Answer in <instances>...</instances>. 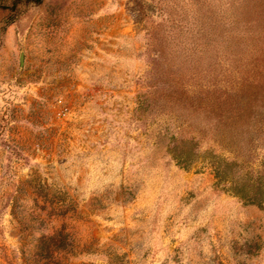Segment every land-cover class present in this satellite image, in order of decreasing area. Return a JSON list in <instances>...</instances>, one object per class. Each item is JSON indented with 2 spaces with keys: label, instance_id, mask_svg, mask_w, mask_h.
<instances>
[{
  "label": "rangeland",
  "instance_id": "obj_1",
  "mask_svg": "<svg viewBox=\"0 0 264 264\" xmlns=\"http://www.w3.org/2000/svg\"><path fill=\"white\" fill-rule=\"evenodd\" d=\"M0 264H264V0H0Z\"/></svg>",
  "mask_w": 264,
  "mask_h": 264
},
{
  "label": "trees",
  "instance_id": "obj_2",
  "mask_svg": "<svg viewBox=\"0 0 264 264\" xmlns=\"http://www.w3.org/2000/svg\"><path fill=\"white\" fill-rule=\"evenodd\" d=\"M180 85H182L181 81L177 80V86ZM54 237L56 236L49 237L51 239V246L54 250H59L67 247L68 241L67 236L65 234H61V236H59V238L57 239H54Z\"/></svg>",
  "mask_w": 264,
  "mask_h": 264
}]
</instances>
